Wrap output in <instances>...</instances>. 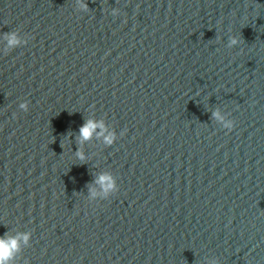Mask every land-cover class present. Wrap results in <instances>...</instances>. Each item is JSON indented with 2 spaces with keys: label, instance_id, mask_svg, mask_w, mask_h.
Wrapping results in <instances>:
<instances>
[{
  "label": "clouds",
  "instance_id": "1",
  "mask_svg": "<svg viewBox=\"0 0 264 264\" xmlns=\"http://www.w3.org/2000/svg\"><path fill=\"white\" fill-rule=\"evenodd\" d=\"M84 8L87 7L86 4L82 5ZM9 46H14L19 43L14 33L9 35L8 39ZM233 44L236 43L235 40L232 41ZM21 108L27 110V105L22 104ZM219 118V113L215 114ZM97 127H103L102 124H98L93 122L92 120H88L81 128L80 135L83 139L87 140L91 138L93 131ZM230 127V125H229ZM114 136L109 135L105 137V143L111 145L113 143ZM80 159H83V156H80ZM100 182L104 184L106 190L112 189L114 187V181L109 175H102L100 177ZM30 234L23 233L19 234L17 237H8L7 234L5 236L0 237V264H11V261L14 259L16 253L20 250V241L22 240L24 244H27L29 240Z\"/></svg>",
  "mask_w": 264,
  "mask_h": 264
}]
</instances>
